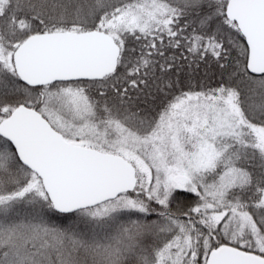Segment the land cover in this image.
<instances>
[{
    "label": "snow or ice",
    "instance_id": "6c2138e0",
    "mask_svg": "<svg viewBox=\"0 0 264 264\" xmlns=\"http://www.w3.org/2000/svg\"><path fill=\"white\" fill-rule=\"evenodd\" d=\"M0 264H264V0H0Z\"/></svg>",
    "mask_w": 264,
    "mask_h": 264
}]
</instances>
